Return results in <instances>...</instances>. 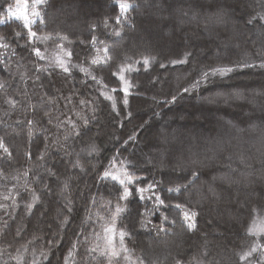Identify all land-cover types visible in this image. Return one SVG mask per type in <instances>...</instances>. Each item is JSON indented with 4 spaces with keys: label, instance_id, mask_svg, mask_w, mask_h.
<instances>
[{
    "label": "snow or ice",
    "instance_id": "6c2138e0",
    "mask_svg": "<svg viewBox=\"0 0 264 264\" xmlns=\"http://www.w3.org/2000/svg\"><path fill=\"white\" fill-rule=\"evenodd\" d=\"M112 4L114 14L106 15L102 21L104 35L116 38L111 44L98 35L99 23L89 25L87 36L78 37L74 32L66 30L64 22L55 14V0H15L14 4L0 6V13H6L0 14V25L12 21L19 25L18 30L13 33L0 35V49L5 50L0 52V65L10 71V61L19 55L33 66L30 75L21 73L19 76L23 87L21 83H17L13 88L7 81H0V110L6 117L14 114L17 117L11 123L2 121L5 134L0 135V181L6 182L11 178L16 184L11 188L6 183L0 184V187L6 189L5 192H0V199L10 201L0 203V212L14 220L17 210L23 207L25 215L31 217L43 202V192L50 190L39 173H33L31 183L29 182L28 177L32 173L30 166L20 174L25 177L23 182L20 181V175L10 177L6 169L18 171L14 169L17 153L14 152V144L9 142V136L13 134L8 133L7 128H19L20 131L15 133L17 137L22 133L27 136L28 150L23 154L25 161H41L38 167L45 168V173L49 176L59 175L54 168L46 166L49 148L58 146V150L63 153L62 162L63 157H69L65 162L68 176L60 187L65 205L62 219L57 217L56 235L47 240L43 247H38L37 241L42 237L36 234L25 243H18L21 229L17 228L12 239L7 240L6 229L10 226L8 220H4V227L0 228V237L5 238L0 243V264H51V248L56 244L57 236L63 240L62 234H66L71 222L69 214L75 210L70 181L73 176L87 174L85 164L88 160L85 158L98 156L100 152L94 137L89 135L98 107L96 100L102 97L103 101L110 103L112 111L120 115L118 99L127 109L131 89L135 87L131 82V74L140 72L141 68L148 72L158 59L151 52L153 37L160 38L158 31L146 35L144 51L139 56L130 55L131 50L124 51L123 59L113 56L111 49L121 45L126 32L141 30L133 12L146 22L149 29L158 28L155 23L157 20H180L183 23V18L189 17L191 12V20L197 21L198 25L203 21L201 39L206 34L208 41L216 40L220 36L217 29H227L230 23V17L221 11L200 16L192 8L166 6L163 0H147L146 6L140 0H112ZM244 7L251 10L247 13L245 27L234 25L231 29L233 35L224 46L229 53L233 46L240 49L243 44L246 47L251 40L247 34L251 32L257 35L255 29L258 26L259 47H255L256 42H253V48L243 51L236 59L218 55L214 63L203 65L199 69L197 75L182 88L183 93L197 92L216 79H232L237 73L244 74L246 69L264 73V0H246ZM110 26L111 31L108 32ZM20 40L24 41L23 45L19 44ZM13 44L23 47L27 56L18 53ZM50 44L55 46L51 53ZM192 56L193 53L185 49L182 57L172 59L170 63L173 66L187 64ZM165 66L160 63L161 68ZM76 72L82 75L80 83L85 87L89 86V81L92 82L94 92L99 94L95 100L80 99L74 87L67 95L64 94L63 86L69 80L78 79ZM56 76L60 77L59 85L53 82ZM115 81H118V85L111 86ZM49 86L55 88L59 95L50 92ZM117 93H122V97L118 98ZM258 95L261 97L260 110L264 113V90ZM223 99L225 103L230 100L253 102L239 92L230 93ZM176 100L177 95H172L171 100H165L164 103H175ZM208 100L213 102L214 98L209 97ZM60 101L64 102L63 106ZM69 105L73 107L70 108ZM73 108H79L80 111H73ZM85 108L93 113V117L84 114ZM52 129H56V132ZM229 132L233 138L255 134L258 144H252L250 148L236 153L230 151L235 147L231 141L227 145L221 144L213 159L218 156L222 161L227 160L228 163L224 165L226 171L219 177H213L206 194L195 204L181 197L199 182L201 169L208 166L203 161L190 160L188 157L178 159L175 152L167 153L166 159H159L161 171L167 163L171 165L173 172L188 171L190 168V175L162 176L160 180L154 179L146 185L137 183L142 177L132 170L137 164L130 160L113 157L102 170L93 167L96 184H104L105 187L110 184L111 190L108 198L89 192L85 204L86 214L79 230L72 233L73 239L63 255L62 264H168L170 256L171 264H224L225 260L227 264H264V118L260 126H230ZM61 133L62 140L58 138ZM85 137L88 139L85 140ZM129 140H135V136H129L125 143ZM34 142L39 153L35 156V161L32 152ZM40 143L43 144L42 148ZM179 151L184 152L183 145ZM224 153L227 155H223ZM186 160L189 162L186 163ZM165 183L168 185L166 189L163 187ZM37 184L42 185V188L38 189L35 186ZM133 187L141 201L145 200V193H148L147 199L152 202L151 209L139 213V227L137 222H133L131 227L122 222L128 213L126 202L133 196ZM21 189L29 193L30 198H25ZM164 192L168 195H163ZM154 212L160 213V223L148 229L150 221L146 217ZM205 212L208 213L210 231L201 232L200 219ZM43 214H47L46 209ZM177 226L184 234L201 232L203 242L198 252L188 260L179 253H164L149 260L148 253L140 246L137 233L147 230L154 232L157 237L175 235ZM226 232L233 234L234 240L230 246L222 245V252L214 254L210 240H225Z\"/></svg>",
    "mask_w": 264,
    "mask_h": 264
},
{
    "label": "trees",
    "instance_id": "16d2710c",
    "mask_svg": "<svg viewBox=\"0 0 264 264\" xmlns=\"http://www.w3.org/2000/svg\"><path fill=\"white\" fill-rule=\"evenodd\" d=\"M10 0H0V6H6ZM142 4L147 3V0H140ZM163 3L171 5L173 8H192L194 12L199 13L200 16L211 15L216 11H221L230 17V23L232 26L238 25L241 28L245 27V21L248 18L247 13L251 11L246 9L244 4L246 0H163ZM56 11L55 14L60 17L61 21L64 22L66 30L72 31L76 36H87L89 25L93 23H99L100 29L98 35L105 38L108 43H112L115 37L111 35L105 36V29L103 27V18L106 15H112L115 12L112 0H55ZM72 13V14H71ZM136 16L137 23L140 26L137 32H126L121 45L113 47L111 52L114 57L123 59L125 50L129 51L130 55L139 56L144 51L143 47L138 46V38L144 37L150 29L147 28L146 22L142 21L140 16L133 12ZM167 15V13H165ZM191 16V12L189 13ZM158 32L160 38L155 37L154 46L151 48V52L158 57L157 61L153 63L152 67L148 72L141 71L138 73L131 74V82L135 85L131 89L132 94L129 96V106L127 109L124 108L122 102L118 99L117 108L121 112L120 115H116L111 109V105L107 101H103L100 97L96 100L98 104L97 110L94 114V118L91 123L90 136H93L97 146L100 149L99 155L92 158H85L88 162L85 164L88 169L87 174H80L73 176L70 184L71 195L75 200V210L69 214L71 222L67 226L66 234L61 241L59 237H56V244L52 246L49 253V260L51 264H62L63 255L66 253L70 243L73 239L72 233L79 230L81 220L85 216V204L87 202L89 192L102 194L105 198H108L111 190V185L105 187L104 184H96L95 171L101 169L109 164V161L113 157L118 160L127 159L137 164V167L132 169L137 175L142 177V180L137 181L138 184H147L152 180H160L167 176H178L183 177L190 175L191 169L188 171H171V165L165 164V168L161 171L159 159L165 158L167 153L175 152L178 159L190 158V160L203 161L208 164L200 171L199 182L194 184L189 191L185 192L181 199L189 200L195 204L201 200L202 196L207 192V186L212 182L213 177H219L226 171L224 167L228 163L227 160H221L218 156L213 159L214 154L218 147L223 144L227 145L229 141L235 147L230 149L233 153L238 152L241 149L250 148L252 144H258L255 134H246L242 138H233L230 134V126L237 128H248L253 124L256 126L261 125V120L264 118V113L260 110L261 97L258 95L264 90V73L259 70H245L244 74H235L232 79H225L220 81L216 79L214 83H209L203 86L199 91L191 94L183 93L182 88L187 86L188 81L193 79L199 69L206 64H212L215 62L216 57L212 55L211 46L216 49L214 42L208 41L207 39H201L203 34V21H191L190 18L184 17L183 23L180 20H157ZM19 25L17 22L12 21L4 25H0V35H9L14 31L18 30ZM163 27V28H162ZM162 28V29H161ZM230 26L225 29L219 27L217 31L220 36L217 40L222 42H228V38L231 37ZM170 30L172 33L168 37L162 36V31L167 32ZM111 31V26L108 32ZM257 35H251V40L247 46H241L240 49L232 47L231 52L226 49L223 51V55L220 57H230L236 59L237 56L242 55L243 51L253 48V42L255 47H259V27L255 29ZM169 32V31H168ZM141 33V34H139ZM139 34V35H138ZM205 35V34H204ZM250 37V33L247 34ZM200 38L199 41L188 42L187 45L183 43L186 37ZM243 38H241L242 40ZM187 41V40H186ZM24 41L20 40L19 44L23 45ZM13 47L17 48L18 53H22L27 56V51L23 47H17L13 44ZM55 47L53 44L49 45V49ZM79 48V46H77ZM209 47V48H208ZM205 49V52L201 55L197 54L195 49ZM193 53L190 57V62L187 64L172 65L170 61L182 57L184 50ZM196 49V50H197ZM5 50L0 49V52ZM160 63H164V68L160 67ZM10 71L0 65V81H7L15 88L19 81L21 73L25 75L31 74L32 64L27 60L21 59L17 55L13 60L10 61ZM115 70V69H113ZM97 75H101L97 73ZM107 75V74H104ZM78 78L76 80H69L67 85L63 86L64 94L67 95L70 90L75 89L76 94L80 99L88 98L89 100H95L98 97V92H94L92 82L89 81V86L85 87L80 83L83 79L79 72L75 73ZM115 80V78H112ZM53 82L58 85L61 84L60 77L56 76L53 78ZM48 82L46 81V84ZM118 85V81L112 83L111 86L115 87ZM21 87H23L21 83ZM50 92L57 95L55 88L48 87ZM241 93L247 100L253 101L248 103L247 101H235L230 100L225 103L223 97H227L230 93ZM122 97V93L116 94ZM172 95H177L175 103L166 104L165 100H171ZM214 98L215 107H211L208 98ZM225 103L222 105L220 102L217 103L216 98H220ZM63 101H60L63 106ZM197 103L198 105H196ZM210 103V102H209ZM210 105V106H208ZM69 107H73L69 105ZM73 111H80L79 108H73ZM130 113V114H129ZM84 114L89 117H93V113L87 108L84 109ZM172 120L168 122V126L165 128L161 127L162 122L166 118ZM183 120H178V118ZM196 117L201 118V121L206 119L208 122L203 125L201 122L196 123L194 120ZM0 135H4L5 131L3 128L2 121H8L11 123L12 120L16 119L14 114L12 117L4 116L2 110H0ZM179 118V119H180ZM250 122V123H249ZM204 123V122H203ZM19 128L11 127L7 128L8 133L13 135L9 136V142L14 144V152L17 153V162L14 164V169H6L9 172L10 177L20 175L29 166L32 168V173L29 174V182L33 173H39L44 177V183L50 186L49 191L43 192V202L34 210V214L28 217L24 213L23 207L17 210L16 218L13 220L11 217L5 216L0 212V228L4 227L3 221L8 220L9 229L7 240L12 239V235L15 233L17 228L21 229V236L18 243H25L28 239H31L33 234L39 235L42 239L37 241L38 247H43L47 240L52 239L56 235L57 217L55 216V210H60V218L62 219V210H64L65 200L60 195L61 182L68 176L65 171L67 164L65 163L69 157H61L63 153L58 150V146H53L48 149V157L46 166L54 168L58 171V176H49L45 173V168H40L38 165L41 161H35V156L38 155L36 142L32 145L33 162H26L24 152L28 150L27 136L21 134L19 137L15 135L19 132ZM56 132V129H52ZM129 136H135V140H128ZM55 138V137H54ZM62 140V133L59 137ZM166 138V140H165ZM88 137H85L87 140ZM181 145L184 147V152L179 151ZM41 148L43 144L39 145ZM191 146V147H190ZM79 147V144L76 145ZM164 154V156H162ZM223 155H227L224 153ZM74 158V157H73ZM189 162L188 160L185 161ZM25 177L20 175V181L23 182ZM7 184V187L11 188L13 184H16L15 180L9 178L8 181H0V184ZM219 184V181H217ZM38 189L42 188V185H35ZM166 189L167 183L163 185ZM4 187H0V192H5ZM25 198H30V194L24 192L21 189ZM148 193H145V200L141 201L135 194L133 187V196L127 201L128 213L124 216L123 224L131 227L133 222H137L140 219L139 213L145 212L147 209L152 208V202L147 199ZM163 195L167 196L166 192ZM179 195V194H173ZM99 198V197H98ZM243 198V196H241ZM114 199V197H113ZM0 203H10V201H3L0 199ZM47 210V214H43L44 210ZM96 210L95 208L93 209ZM103 212V209H99ZM166 211V210H165ZM208 213L205 212L200 219L201 232L210 231V226L207 223ZM150 221L148 229L153 228L154 225L160 223V213L154 212L146 217ZM239 229H237V232ZM201 232L194 234H184L181 232L179 226L175 229V235L157 237L154 232H148L147 230L140 231L137 233L140 246L143 247L148 253V259L151 260L157 254L155 248L156 242L165 240L169 242L168 253L176 255L177 253L184 256L185 260L191 259L196 254L203 242ZM226 239L210 240L212 244L213 253L222 252V245H231L234 240V235L230 232L225 233ZM5 238L0 237V243ZM18 246V244H17ZM163 255V254H161ZM30 259V258H29ZM47 264V262H45ZM168 264H171V256L169 257ZM224 264H227L225 260Z\"/></svg>",
    "mask_w": 264,
    "mask_h": 264
},
{
    "label": "rangeland",
    "instance_id": "374dc122",
    "mask_svg": "<svg viewBox=\"0 0 264 264\" xmlns=\"http://www.w3.org/2000/svg\"><path fill=\"white\" fill-rule=\"evenodd\" d=\"M9 3H15V0H10L9 1ZM6 7V6H5ZM0 14H6V13H0ZM72 14V13H71ZM190 18V16L188 17V19ZM191 20V19H190ZM191 21H194V20H191ZM156 22H158V21H156ZM157 25H158V23H156ZM228 26H230V27H233L232 25H231V23H229V25ZM163 28V27H162ZM161 28V29H162ZM231 29L232 28H230V31H229V33L231 34V36L233 35V33H232V31H231ZM159 30V28H152V29H150L149 31H151V32H153V31H158ZM169 31V32H168ZM167 32H164V31H162V36L163 37H168V36H170V34L172 33V31L170 32V30H168ZM250 33V37H251V35L253 36V34L251 33V32H249ZM139 34H141V33H139ZM138 34V35H139ZM205 36V39H207V37H206V34L204 35ZM145 38H146V36H144V37H139L138 38V46H140V47H143V43H144V40H145ZM155 37H153V39H152V46H154V44H157V43H155V39H154ZM187 40V41H186ZM200 40V38H195V39H193V37H186L185 38V41L183 40V43L185 44V45H187L188 44V42H194V41H199ZM212 42V41H211ZM214 42V45L216 46V49L218 50V51H216L214 48H213V45L211 46V49H212V55H215V56H217V55H219V56H222L223 54V51L224 50H226V48H225V43H227V42H222V41H219V40H214L213 41ZM235 42H233V44H234ZM158 45V44H157ZM217 45H219V47L217 46ZM156 46H154V48H155ZM234 47V46H233ZM209 48V47H208ZM197 49V48H196ZM195 49V51H196V53L197 54H203L204 52H205V49H201V48H199V49H197L196 50ZM54 50V47H51L50 49H49V53H51L52 51ZM216 100H217V103L218 102H220L222 105H224L225 103L221 100V97L220 98H216ZM196 105H198L197 103H195ZM207 104H210L211 105V107H214V108H216L215 107V104L216 103H214V102H208ZM219 104V103H218ZM210 105H208V106H210ZM180 118V117H179ZM178 118V120H183V118L181 119H179ZM172 119L169 117V118H166V120L164 121V122H162V124H161V127L162 128H165L166 126H168V122L169 121H171ZM195 121H196V123H198V122H201L203 125H205L208 121L206 120V119H204V120H202L201 121V118H199V117H196L195 119H194ZM204 122V123H203ZM60 214V210H58V209H56L55 210V216L56 217H58V215ZM214 215V214H213ZM207 221H208V218H207ZM208 223V222H207ZM155 248H156V251L158 252L157 254H159V255H161V254H164V253H168V251L170 250L169 249V247L171 246V244L169 243V242H166L165 240H162L161 242H156L155 244ZM28 258H30V257H28Z\"/></svg>",
    "mask_w": 264,
    "mask_h": 264
}]
</instances>
